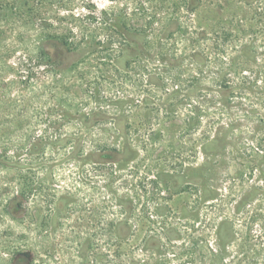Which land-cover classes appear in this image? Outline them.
Masks as SVG:
<instances>
[{
	"label": "rangeland",
	"instance_id": "374dc122",
	"mask_svg": "<svg viewBox=\"0 0 264 264\" xmlns=\"http://www.w3.org/2000/svg\"><path fill=\"white\" fill-rule=\"evenodd\" d=\"M259 21L243 0H0V157L32 162V167L35 156L40 158L42 167L34 173L57 175L59 191L69 188L74 172L77 177L85 167L96 177L93 184L82 185L86 193L95 191L112 202L106 221L125 214L113 193L139 199L138 238L123 246L127 252L133 246L138 264H167L159 261L192 252L196 264L207 263L209 250L222 249L231 239L228 224L240 232L254 222L253 231L261 232V221H253L249 213L258 207L264 215V21ZM248 38L255 44H246ZM243 45L253 46L255 63L237 60L225 81H217L229 60L220 55H237ZM133 70L146 94L136 96L129 118L117 119L111 109L97 110L94 92L108 95L117 86H130ZM164 71L174 79H147V72L165 76ZM175 86L185 96L166 94ZM199 88H209L206 94L221 103L195 111ZM123 137L138 138L136 160L128 150L119 156L113 152ZM148 137L163 139L150 144ZM72 138L82 142L77 154L68 143ZM54 141L45 154L35 155L34 142L39 147ZM87 152L98 153L90 160H71ZM160 166L168 177L158 180ZM4 169L2 161L1 215L2 184L8 185ZM191 173L201 178L202 187L213 185L212 191L201 190V223H192L186 213L200 201L199 188L189 182ZM1 219L0 264H22L27 249L20 242L21 226L12 222L20 220L10 214L6 222ZM68 220L61 222L54 234L58 246L42 264H67L62 241ZM166 221L179 228V240L163 238L165 246L175 249L147 250L144 236ZM240 243L227 245L225 262L264 264L260 244L255 242V251L243 255Z\"/></svg>",
	"mask_w": 264,
	"mask_h": 264
},
{
	"label": "trees",
	"instance_id": "16d2710c",
	"mask_svg": "<svg viewBox=\"0 0 264 264\" xmlns=\"http://www.w3.org/2000/svg\"><path fill=\"white\" fill-rule=\"evenodd\" d=\"M243 1L245 2V5L247 4V6L250 7L251 10H254L258 17H260L258 23H262V21H264V0ZM262 27L264 29V22L262 23ZM254 42L255 40L252 38L245 40L246 44H255ZM261 42L264 44V36L262 37ZM220 57H222L221 59H229L227 64L221 62L225 67H221V70L217 73V81L221 83L225 81V77L232 73V67L233 65H236L238 61V63L244 65V59H249V63H255L254 60L257 58L254 48L251 45H243L237 55L234 54L225 58V55L223 54L220 55ZM235 61L237 62L235 63ZM146 71L147 70L145 69V72ZM136 72L137 71L133 70V73L131 74L132 76L129 77L133 82L130 86H117L114 91L108 95L100 93V91L94 92L96 98L94 99L95 104L93 106L97 110L111 109L117 119L121 118L124 120L129 118V114L133 113L136 96L146 94V91L140 85V82L134 79V77H137ZM164 74L166 75L160 76L159 73L147 72L146 75L147 79L151 77V75H159V82L167 78L166 76H168L170 80L174 79V75L171 74L170 71H164ZM60 77L61 75L58 76L57 81ZM196 80L198 82L197 88L201 87V85H206L203 83L204 78L202 79V82L199 79ZM220 86L221 85H219V89L222 87ZM155 87L159 88L160 86ZM127 88L130 90H126ZM151 91L155 92L153 88L152 90H148L150 95ZM205 91H209V88H199L195 91V98L197 100L194 106L195 111L203 110L214 104L221 103L219 100L215 99L214 95L206 94L207 92ZM214 92L218 95V91ZM185 93L187 92H183L179 87H176V89L171 90V92L169 90L166 94H172L173 96H179L181 94L182 96H185ZM186 96L191 97L192 95L187 94ZM183 101H185V99ZM227 103L228 101L222 102V105L226 106ZM97 113L98 115H102L99 114V111ZM70 142L73 143V146L71 147L74 154H77L82 148V142H79L78 139L74 138L70 139L68 143ZM54 143L55 141L51 143L44 142L43 146L40 145L39 147H36L38 144L37 142H34L32 145H35V147L32 149H36L35 155L40 153V156L45 154L43 152L44 149L51 148L50 146ZM129 143L130 145H134L131 141ZM112 144L118 145V142ZM102 147H107V145H102ZM113 152H118L116 146ZM97 153H79L77 159L74 157H71L72 159H70L75 162L76 160L78 162L90 160L96 157ZM68 159L69 157L67 154L66 160ZM2 161L6 165L3 178L6 177V180L8 181L6 182L9 186L7 184L4 186V183L2 184L6 189L4 191L5 199L2 204L4 209V213L2 212V214L4 215L0 214V218L6 222V217L9 218L10 214L11 219L20 220L19 222L10 219L12 222H17L21 226L22 231L20 233V242H23V247L27 249L25 253L22 252L20 263L42 264V262H44V256H50L48 253H53L58 246L57 242H55L56 237L54 234L62 226L61 222L69 219L70 226L68 230L66 229L68 235L66 238L63 237L62 241V244L66 247L62 250L65 251L69 258L67 264H138L137 260L134 258L133 246L131 247L130 252L123 249L125 243L129 242V240H133L132 234L130 233L135 230L136 224L131 219V216H126L125 214L117 220L106 221V214L111 209L109 205L111 206L112 202H107L104 197H100L99 193L98 195L95 194V191L86 193L89 190H85L82 185L93 184L91 180L96 179V177L90 176V171L86 169L84 170L85 167L80 170V175L77 177L74 176L76 175L74 172L69 180L71 183L69 188H63L64 190L59 191L55 185L58 179L57 175L52 174L51 171H47L43 174L34 173V171L42 167L40 158L36 160L35 156L34 167H32V162L30 165L27 163L21 164L19 162H14L7 156L0 157V163H2ZM79 182L81 183L80 185ZM212 186V183L207 182L202 188L204 191L209 192L210 190L212 191ZM113 196L115 197L114 202L118 205L119 209L121 204L119 205L117 202L131 200L128 196L119 197L114 195V193ZM81 198L83 199L80 200ZM257 208L253 207L252 209L256 211H251L249 213L253 214L251 215L252 218H256L253 221H261L260 234L256 235V231H253L252 227L255 225L254 222H251L248 226H244V231L242 230L240 232H236L233 224L230 223L227 225V233L231 235V239L226 245H221L222 249L218 248V250L214 251L209 250L207 263L202 261L200 264H237L236 262L239 260L233 261V263H231L230 260L227 263L224 258L226 257L227 245L234 244V241L238 239L241 241L240 246L242 247L243 255H247V252H250L251 250L255 251V242L261 245L260 251L264 254V215L261 213V210V212H257V210L260 209ZM156 225L157 228L150 231L149 234L145 236L144 240L142 239L143 245L147 250L152 251L156 247L159 250L165 249L171 251L175 249V246L171 245L168 247V244L165 246V243L163 242V240L166 239H163L166 234L169 232L171 233V224H167V221L162 223L158 222L152 227L155 228ZM87 227H89V230H87ZM10 233L13 234V230H10ZM254 254L258 253L254 252ZM183 255H185L184 258H182ZM164 259L159 262L163 263L164 261L167 262V264H173L174 261L177 262L176 264H196L197 262L193 252L191 254L180 253V255L172 253L171 259ZM146 264H149V262H146ZM244 264L257 263L249 260Z\"/></svg>",
	"mask_w": 264,
	"mask_h": 264
},
{
	"label": "flooded vegetation",
	"instance_id": "af4514ba",
	"mask_svg": "<svg viewBox=\"0 0 264 264\" xmlns=\"http://www.w3.org/2000/svg\"><path fill=\"white\" fill-rule=\"evenodd\" d=\"M151 118V117H150ZM123 121V120H122ZM121 121V122H122ZM123 142L121 144V146H118V152L116 153L118 156H119V153L121 154L122 152H126L127 150L130 152L129 155L133 156V160H136L138 155L136 156V153H137V147L135 144L138 143V138L135 137L134 139H128L126 137H123ZM163 138L161 137H148L147 138V141L150 143V144H156L157 142H160ZM132 142V144L134 145H130L129 142ZM137 142V143H136ZM122 151V152H121ZM176 167V166H175ZM159 173L157 175L158 177V180H159V177L160 178H165V177H168V172H166L164 170V166H160L159 167ZM263 176H264V173H263ZM176 178V177H174ZM173 178V179H174ZM198 179H199V183H198ZM196 178L194 177L193 178V175L191 173V177L189 178V182L190 184H192L193 182V186H195V189L197 190L199 188V193H200V201H198L196 204H195V207H189V211H187L186 213H188L190 215V218L192 219V223L193 222H198L200 221V218L198 217V208L200 206V202L202 200V197H201V190H202V184H201V178ZM131 198V197H130ZM119 205H120V209H123V211L125 212V215L126 216H131V219L134 221V223L136 224L137 223V212L135 210V207H137V204L139 203V199L137 198H131V200H128V201H119L117 202ZM162 207V206H161ZM160 207V208H161ZM164 209V207H162ZM161 208V209H162ZM138 211V210H137ZM182 215H184V213L181 211ZM190 220V219H189ZM201 223V221L199 222ZM172 227V226H171ZM171 230V233H167L166 235L169 236L168 238L172 240H179L180 239V232H179V228L177 226H174L172 228H170ZM139 229L138 227L135 225V230L131 231V233L133 234L132 235V238L133 239H137L138 238V234H139ZM145 238V236H144ZM181 249V248H179Z\"/></svg>",
	"mask_w": 264,
	"mask_h": 264
}]
</instances>
